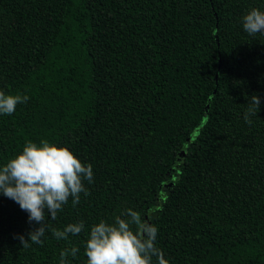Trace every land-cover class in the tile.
I'll use <instances>...</instances> for the list:
<instances>
[{
    "label": "trees",
    "instance_id": "trees-1",
    "mask_svg": "<svg viewBox=\"0 0 264 264\" xmlns=\"http://www.w3.org/2000/svg\"><path fill=\"white\" fill-rule=\"evenodd\" d=\"M264 0H0V167L29 141L67 145L94 181L47 219L86 264L92 225L123 209L158 228L169 264H264V36L243 16ZM261 98L252 124L243 116ZM0 194V264H59L68 241Z\"/></svg>",
    "mask_w": 264,
    "mask_h": 264
},
{
    "label": "clouds",
    "instance_id": "clouds-1",
    "mask_svg": "<svg viewBox=\"0 0 264 264\" xmlns=\"http://www.w3.org/2000/svg\"><path fill=\"white\" fill-rule=\"evenodd\" d=\"M243 29L252 37L264 36V11L252 8L243 16ZM264 42V41H262ZM27 94H9L0 90V115H12L18 104L27 103ZM261 98L251 95L244 120L252 124L251 117L258 115ZM85 181H94L93 165L83 162L67 145L29 141L23 150L0 167V194L16 202L28 213L29 224L39 227L27 235H19L23 248L32 244L43 246L46 232L57 241H68L62 249L59 264H71L79 248L71 246L69 234L79 235L85 222L69 223L63 229L53 227L47 219H57L58 213L71 198L72 206L80 203L81 193H90ZM158 228L140 211L123 209L109 222L101 219L92 225L85 245L86 264H169L164 251L157 246Z\"/></svg>",
    "mask_w": 264,
    "mask_h": 264
}]
</instances>
